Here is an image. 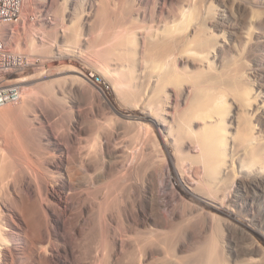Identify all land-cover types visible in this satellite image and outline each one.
I'll return each instance as SVG.
<instances>
[{
  "label": "bare ground",
  "instance_id": "1",
  "mask_svg": "<svg viewBox=\"0 0 264 264\" xmlns=\"http://www.w3.org/2000/svg\"><path fill=\"white\" fill-rule=\"evenodd\" d=\"M64 2L113 94L0 108V264H264V0Z\"/></svg>",
  "mask_w": 264,
  "mask_h": 264
},
{
  "label": "rangeland",
  "instance_id": "2",
  "mask_svg": "<svg viewBox=\"0 0 264 264\" xmlns=\"http://www.w3.org/2000/svg\"><path fill=\"white\" fill-rule=\"evenodd\" d=\"M49 1H53V8L46 7ZM64 1L25 0L20 21L13 24L14 26L12 25L13 34L9 36L3 32L2 38L7 49L13 54L24 57L25 65L23 69L0 75V86H3L2 84L5 85L4 88H0L1 109L8 108L13 110V108H17L21 104L30 106L34 102L43 104L49 99L48 93L53 86H55L56 90L62 91L60 96L63 97V101L59 102V106L64 107L68 111L72 109L73 104H76L77 108L84 113L96 110V103L94 102L95 94L91 92V88L93 87L95 92L99 94L104 89L102 93L106 92L112 96L113 86L110 80L107 79L109 75L103 71L101 65L96 61L85 57V59L87 58L86 61L84 60L81 63L68 61L58 62L49 57L50 51L55 46V33L58 31L56 27L62 22L60 11L65 8ZM86 2L87 0H79V5L86 4ZM65 23L68 26L71 25L67 21ZM65 44L72 45L73 43L68 42ZM87 51L88 49L83 48V54H87ZM75 70L78 72H74ZM69 74L81 76L82 80H79L75 85V88L78 90L77 94L68 92V81H66V77ZM48 75L51 77L48 80L42 78ZM18 76L28 78V82L19 84L13 82ZM52 76H58L62 80L53 84L51 88H48L44 83L46 81H52L54 79ZM93 76L96 77L97 81L101 79L102 87L95 85ZM17 89L19 90L18 100L9 95L10 90ZM56 120L57 118L52 121L55 123ZM261 242L264 243V240H261Z\"/></svg>",
  "mask_w": 264,
  "mask_h": 264
},
{
  "label": "built area",
  "instance_id": "3",
  "mask_svg": "<svg viewBox=\"0 0 264 264\" xmlns=\"http://www.w3.org/2000/svg\"><path fill=\"white\" fill-rule=\"evenodd\" d=\"M24 1L25 0H0V75L23 69L25 65L24 59L15 57L14 54L6 48V44L1 36L3 26L13 25L20 21ZM9 95L18 100L19 90H10Z\"/></svg>",
  "mask_w": 264,
  "mask_h": 264
}]
</instances>
